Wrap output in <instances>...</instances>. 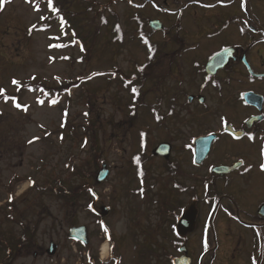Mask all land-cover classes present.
I'll use <instances>...</instances> for the list:
<instances>
[{"label":"rangeland","instance_id":"rangeland-1","mask_svg":"<svg viewBox=\"0 0 264 264\" xmlns=\"http://www.w3.org/2000/svg\"><path fill=\"white\" fill-rule=\"evenodd\" d=\"M130 3V0H74L78 11L84 5L96 6L93 9L90 6L89 13L85 8L84 16H80L82 25L86 26L79 31L81 41L75 40L74 33L60 21L40 26L49 10L41 0H6L0 9V89L4 90L0 94L2 264L162 262L168 192L163 161L147 159L143 168L149 170L144 174L147 182L144 187L132 170V157L134 161L139 160L138 154L142 159L150 157L154 146L171 139L174 147L170 159L185 166L181 146L192 143L197 136L221 130L222 122L231 115L226 104L218 106L208 91L204 105L194 103L187 107L186 96L195 95L196 89L185 71H180L176 76L184 81L181 91L186 96L180 98L183 108L176 111L175 106L174 110L182 116L188 115L183 119L163 120L165 132L154 129V96L147 94L144 100L147 107L141 110L137 108L141 103L137 105L129 89L121 85V75L134 73L135 64H144L146 55L128 38L124 47L112 43L108 29L101 25L97 15L98 6L108 4L117 15L125 37L131 34L135 37L138 26L133 15L137 10ZM153 6L154 2L149 3L138 13L141 24L156 19L169 26L165 14L156 12ZM108 14L105 12L110 19ZM163 39L165 36L157 33L152 42L160 43ZM205 55H200L199 62ZM178 63L181 65L183 61ZM14 79L18 85L12 83ZM28 81L47 86L72 85L58 99L42 100L37 91L17 97L19 85ZM149 88L147 83L141 92ZM128 105L134 107L133 112L128 111ZM102 162L110 174L105 184L93 190L98 205L109 208L101 219L89 212L93 203L89 193L66 205L56 192L61 184L76 188L81 182H89L93 186L92 180ZM142 187L145 195L136 193ZM102 225L107 228V234ZM80 226L87 228L88 246L69 237L71 228ZM23 228L29 232L30 237L25 236L28 243L21 252L9 256L2 242L8 245L18 242ZM108 240L113 248L103 260L101 249ZM50 242L58 245L52 259L42 254ZM14 246L9 247L14 249ZM34 253L37 258L33 257Z\"/></svg>","mask_w":264,"mask_h":264},{"label":"flooded vegetation","instance_id":"flooded-vegetation-1","mask_svg":"<svg viewBox=\"0 0 264 264\" xmlns=\"http://www.w3.org/2000/svg\"><path fill=\"white\" fill-rule=\"evenodd\" d=\"M152 2L153 10L165 14L169 22L161 51L171 57L150 84L154 129L165 132L163 120L188 115L175 112L183 108L179 102L186 96L181 91L185 83L176 76L180 71H185L196 89L195 95L186 96L187 107L204 105L200 102L206 101L208 91L218 106L226 104L231 115L221 130L200 135L215 136L200 164L194 141L181 146L185 166L170 159L174 146L169 138L164 141L171 146L166 164L151 154L145 159L139 156L143 167L150 158L164 165L168 192L161 264H175L178 259L182 264H264V0L148 1ZM201 54L206 55L199 62ZM214 56L219 60L214 75L209 76L204 71ZM217 168L229 170L215 172ZM143 169L144 173L149 170ZM144 187L140 195H145ZM97 201L95 197L90 212L100 215L104 206ZM185 215L193 218V227L187 225L180 234L178 222Z\"/></svg>","mask_w":264,"mask_h":264},{"label":"trees","instance_id":"trees-1","mask_svg":"<svg viewBox=\"0 0 264 264\" xmlns=\"http://www.w3.org/2000/svg\"><path fill=\"white\" fill-rule=\"evenodd\" d=\"M48 6V11L45 20L41 23V27L45 26L49 22H61L63 27L68 28L70 31L74 33V38L77 41H81L82 38L79 36V31L83 30L86 26H83L81 23L83 21L82 17L84 16V9L87 8V13H89V7L92 5H84L80 11L76 10L77 7L74 6V0H41ZM133 2V1H132ZM93 7L96 6H92ZM98 16L100 18L101 25H104L106 29H108L109 34L111 35V42L118 45V47H124L126 46V37L123 33L121 26L119 24V19L115 12L111 10V6L108 4L98 6ZM105 12H108L110 15V19L106 17ZM83 14V15H82ZM82 17L80 18V16ZM97 32L94 34L96 35ZM139 35V39L133 40V36L129 35L127 38L132 40V44L135 47H141L145 53H146V62L143 66V70H136L134 73H132L129 76L121 75V85L125 89H129L130 96L137 98L138 92L144 88V85L153 80L154 75L163 73L160 72L162 69H160V66L162 65H168L170 63V56L165 55V53L158 52V50L162 49V47L154 46L151 43V39H149V34L147 35L144 32L143 26H141L140 31L137 33ZM155 47V48H152ZM163 47H165L163 45ZM136 65H138L136 63ZM69 85L71 86V83L63 84L59 83L57 86H47L43 82L33 83V82H25L24 84L19 85L17 97H19L22 93L25 92H39L41 99L44 100L45 98H55L58 99L61 94H63L67 88H69ZM130 86V87H129ZM135 88L136 92L134 93L132 89ZM30 92V93H31ZM4 97H7L6 94ZM129 110H131L132 105L127 106ZM130 112V111H129ZM96 147V146H95ZM95 147H93L92 152L93 154H96L97 151L94 150ZM96 151V152H95ZM99 152V151H98ZM96 159H98L95 156ZM94 165L97 167V165L94 162ZM80 178V174L78 175ZM78 187V188H77ZM76 188H72L71 186H63L62 184L59 186L58 192L56 194L59 195V199L62 200L66 205L69 204L71 201L73 202L75 198H79L82 195H87L89 192V185L87 183L81 182L79 186ZM87 193V194H86ZM10 244H15V248L12 249ZM8 245V242H2L3 247H5L8 255H12L9 253L14 252H21L23 247V242L18 241L16 243H10Z\"/></svg>","mask_w":264,"mask_h":264},{"label":"water","instance_id":"water-1","mask_svg":"<svg viewBox=\"0 0 264 264\" xmlns=\"http://www.w3.org/2000/svg\"><path fill=\"white\" fill-rule=\"evenodd\" d=\"M149 23V27L151 30L153 31H161L163 29V26L160 22H156V21H150ZM224 56V54L220 55V58ZM219 60V57H213L207 64L205 71L208 75L212 76L214 75L215 72V64L216 62ZM192 99L189 98V102H191ZM201 102H203V100H201ZM227 131H230V128L226 129ZM215 137L214 136H207V137H201L195 140L194 145L196 147V163L200 164L204 161V159L207 157L209 150H210V146L213 143ZM170 152H171V146L168 143H163L160 144L158 147H156L153 151H152V155L154 157H164L165 160H168L170 157ZM106 165L102 164L100 171L97 173L96 178L94 181H96L97 184H101L104 179L107 178L108 176V170H106ZM224 171L227 172L229 169L226 168H217L215 169V172H220V171ZM107 209L106 208H102L101 211V216H105L107 214ZM180 221L178 223V229L179 232L181 234H183V230L185 229V227L187 225L191 226L192 220L193 218H189L186 215L183 217H180ZM70 238L77 242H81L85 245H87L88 243V238H87V233H86V229L84 227H79V228H72L70 233H68ZM56 249L57 246L54 245L53 243L50 244L49 249L47 250V254L48 256L52 257L55 255L56 253ZM175 264H182L181 260H178L175 262Z\"/></svg>","mask_w":264,"mask_h":264},{"label":"snow or ice","instance_id":"snow-or-ice-1","mask_svg":"<svg viewBox=\"0 0 264 264\" xmlns=\"http://www.w3.org/2000/svg\"><path fill=\"white\" fill-rule=\"evenodd\" d=\"M5 2H6V0H0V9L3 8ZM130 2H131V0H130ZM12 83H13L14 85H18L19 82L16 81V80L14 79V80L12 81ZM132 91L135 93V92H136V89L133 88ZM3 92H4V90H3V89H0V94H2ZM5 99H7V97H5ZM40 103H43V102L40 101ZM15 106L18 107V108L21 107V105H19V104H15ZM25 110H26V108H25ZM141 135L143 136L144 134L142 133ZM34 139H38V138H34ZM31 142H32V141H30V143H31ZM261 168H262V170H264V165H261ZM11 199H12V197L10 196V197H9V201H11ZM102 228H103L105 234H107V232H108L107 228L104 227L103 225H102ZM109 239H110V237H109Z\"/></svg>","mask_w":264,"mask_h":264},{"label":"bare ground","instance_id":"bare-ground-1","mask_svg":"<svg viewBox=\"0 0 264 264\" xmlns=\"http://www.w3.org/2000/svg\"><path fill=\"white\" fill-rule=\"evenodd\" d=\"M108 244L105 243L104 245H102V249H101V253H102V259L105 260L108 256Z\"/></svg>","mask_w":264,"mask_h":264}]
</instances>
